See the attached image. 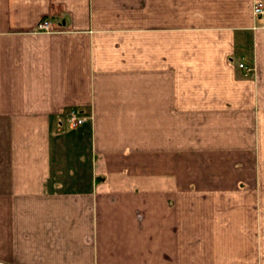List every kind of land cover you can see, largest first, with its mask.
Instances as JSON below:
<instances>
[{"label":"crops","instance_id":"obj_1","mask_svg":"<svg viewBox=\"0 0 264 264\" xmlns=\"http://www.w3.org/2000/svg\"><path fill=\"white\" fill-rule=\"evenodd\" d=\"M255 1L0 0V264H264Z\"/></svg>","mask_w":264,"mask_h":264},{"label":"built area","instance_id":"obj_2","mask_svg":"<svg viewBox=\"0 0 264 264\" xmlns=\"http://www.w3.org/2000/svg\"><path fill=\"white\" fill-rule=\"evenodd\" d=\"M253 14L256 17V19H261V25L258 27L264 28V0H256L253 5ZM37 28L39 30L43 31H52V24L51 21L48 19H44L38 23ZM238 67L243 71V75L245 77L251 76L256 68L254 65L247 64L245 62H239ZM88 119V116L84 113H82L80 110L76 108L69 109L67 113V120L71 127H78L86 120Z\"/></svg>","mask_w":264,"mask_h":264},{"label":"rangeland","instance_id":"obj_3","mask_svg":"<svg viewBox=\"0 0 264 264\" xmlns=\"http://www.w3.org/2000/svg\"><path fill=\"white\" fill-rule=\"evenodd\" d=\"M246 63V62H245ZM247 64H250V63H247ZM250 65H254V64H250ZM250 77V76H249ZM88 116V115H87ZM88 117H90V116H88ZM70 126V125H69ZM71 127V126H70ZM261 198H263L264 199V196H261L260 197V201L259 202H261ZM259 215H260V213H259Z\"/></svg>","mask_w":264,"mask_h":264}]
</instances>
